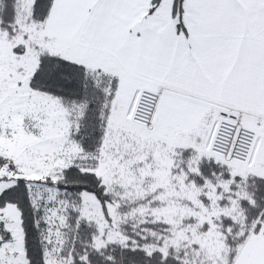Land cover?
<instances>
[{
  "label": "snow or ice",
  "instance_id": "obj_1",
  "mask_svg": "<svg viewBox=\"0 0 264 264\" xmlns=\"http://www.w3.org/2000/svg\"><path fill=\"white\" fill-rule=\"evenodd\" d=\"M0 264H264V0H0Z\"/></svg>",
  "mask_w": 264,
  "mask_h": 264
}]
</instances>
